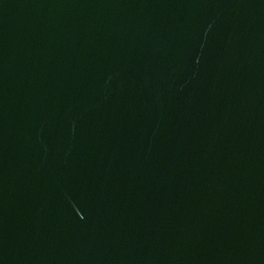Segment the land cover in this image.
I'll list each match as a JSON object with an SVG mask.
<instances>
[{"label":"water","instance_id":"95a60500","mask_svg":"<svg viewBox=\"0 0 264 264\" xmlns=\"http://www.w3.org/2000/svg\"><path fill=\"white\" fill-rule=\"evenodd\" d=\"M0 264H264V0H0Z\"/></svg>","mask_w":264,"mask_h":264}]
</instances>
